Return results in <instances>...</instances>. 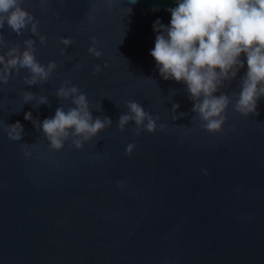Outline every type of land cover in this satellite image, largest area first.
<instances>
[{
	"label": "water",
	"instance_id": "water-1",
	"mask_svg": "<svg viewBox=\"0 0 264 264\" xmlns=\"http://www.w3.org/2000/svg\"><path fill=\"white\" fill-rule=\"evenodd\" d=\"M131 3L23 0L47 47L28 31L2 30L9 45L31 37L37 60L57 68L40 86L25 84L23 69L0 84V264H264V97L256 114L234 110L245 62L214 93L231 101L222 131H206L186 85L162 79L150 55L153 22L168 25L176 0ZM61 37L73 41L64 55ZM91 37L99 58L88 52ZM65 80L112 125L80 149L69 140L54 150L24 113L42 122L74 107L54 95ZM23 91L49 103L25 102ZM130 100L159 117L156 131L134 135V121L117 129ZM17 121L22 139L11 140L3 125Z\"/></svg>",
	"mask_w": 264,
	"mask_h": 264
},
{
	"label": "clouds",
	"instance_id": "clouds-1",
	"mask_svg": "<svg viewBox=\"0 0 264 264\" xmlns=\"http://www.w3.org/2000/svg\"><path fill=\"white\" fill-rule=\"evenodd\" d=\"M136 2L132 0L131 4ZM22 3L23 0H0V84H7L13 74H19L23 69L26 72L22 77L25 84L40 86L50 79L57 64L50 61L45 66L37 60L36 41L31 37L10 45L3 37L5 27L17 36L28 31L39 39L42 46L47 47L46 37L38 31L39 22ZM176 5L166 9L171 13L168 25L162 24L159 19L152 25L158 34L150 55L161 78L184 83L189 99L193 101L191 110L198 116L201 126L210 133H219L226 119L225 110L231 101L227 94L216 96L214 93L226 80L233 79L246 62L247 71L241 77V89L234 110L243 116L256 114L257 101L264 97V0H176ZM90 40L88 52L99 58L102 52L96 46L97 40L95 37ZM59 43L64 46L60 50L64 55L73 41L61 37ZM242 53L246 61L240 59ZM75 67L79 69L80 65ZM104 67H107V62ZM101 71L100 65L94 66V75ZM54 95L70 100L75 106L66 111L57 107L54 116L42 122L33 120L31 113H24L25 120L42 129L51 149L60 150L69 140L76 149H80L84 142L112 125L107 116L93 118L86 94L75 85L69 86L67 80L60 84ZM22 97L25 102L35 103V106L49 103L46 96L37 99L30 91H23ZM178 107L174 103L173 112ZM126 108L127 113H122L116 123L119 131H123L130 121L135 124L131 129L134 135L157 130L159 117L146 111L140 103L127 101ZM173 119H176L175 115ZM3 127L11 140L22 139L23 127L19 121ZM165 127L164 124L159 125L160 130ZM23 147L27 149L29 145L23 144ZM134 147V144H128L125 154L131 155ZM23 155L28 158L31 152L25 150Z\"/></svg>",
	"mask_w": 264,
	"mask_h": 264
}]
</instances>
